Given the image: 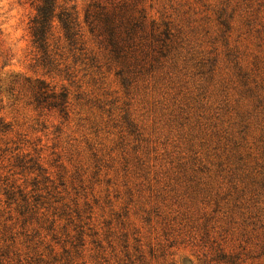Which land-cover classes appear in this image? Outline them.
<instances>
[{"label": "rangeland", "instance_id": "obj_1", "mask_svg": "<svg viewBox=\"0 0 264 264\" xmlns=\"http://www.w3.org/2000/svg\"><path fill=\"white\" fill-rule=\"evenodd\" d=\"M65 3L83 50L54 21L49 66L35 4L0 0V264H264V0ZM87 10L144 33L117 59ZM36 82L67 93L63 113Z\"/></svg>", "mask_w": 264, "mask_h": 264}, {"label": "trees", "instance_id": "obj_2", "mask_svg": "<svg viewBox=\"0 0 264 264\" xmlns=\"http://www.w3.org/2000/svg\"><path fill=\"white\" fill-rule=\"evenodd\" d=\"M65 1L67 0H31V5L35 4L36 6V14L29 22L32 46L35 52L40 54L41 61L46 62L49 66L53 65L49 41L53 37L51 31L54 21L58 23L59 30L62 33V40L65 43L64 48H68L69 52H81L83 50L81 48L83 44L81 43L79 24L72 9L65 7ZM84 22L89 32L91 34L95 33L98 38H102L110 53L117 59L122 58L121 56L125 50H130L134 46V41L139 34L144 33L143 25L139 21L127 18L122 10L111 12L101 10L96 13L87 10ZM156 30L152 26L148 36L143 39L147 40L148 38L152 44H159L160 47L164 48L169 34L165 31L155 35ZM59 42L60 38L57 39L54 47L59 46ZM54 49L57 50L58 48ZM158 53L163 57L162 51ZM30 90L33 103L37 107L47 103L48 108L58 109L60 113L65 111L67 93L63 92L56 95L42 82H36L34 86L30 87ZM3 130L5 131L6 127ZM3 130L1 132H4ZM3 186V195L7 205L16 204L21 214L33 212L35 209L34 204L31 205L29 198L23 194L21 189L7 183V179L4 181ZM33 202L37 201L33 200ZM217 260L223 261L225 264H235L234 261H226V258L221 257V255L217 257ZM242 263L243 261L238 264Z\"/></svg>", "mask_w": 264, "mask_h": 264}]
</instances>
